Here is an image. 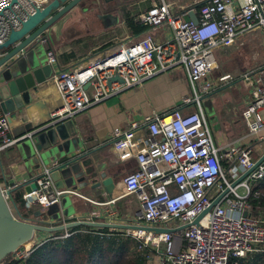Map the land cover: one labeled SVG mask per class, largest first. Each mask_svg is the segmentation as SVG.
<instances>
[{"label":"built area","instance_id":"obj_1","mask_svg":"<svg viewBox=\"0 0 264 264\" xmlns=\"http://www.w3.org/2000/svg\"><path fill=\"white\" fill-rule=\"evenodd\" d=\"M13 1L0 0V45L36 8H44L51 0ZM190 14L196 15L197 22L188 19ZM139 20L146 27L142 33L54 73L60 106L51 114L50 123H64L161 74L183 69L193 94L182 105L196 104L195 112L183 114L175 108L146 116L114 135L116 159L137 165L123 178L126 194L136 195L142 206L137 221L128 225L134 227L129 235L139 243L138 250L153 253L149 264H236L234 259L264 253V219L249 214V198L258 194L255 183L264 178V160L256 166L260 160L254 157L253 144H264V65L242 77L251 91L242 113L248 133L241 144H216L202 105V95L210 92L211 84L197 91L198 84L218 66L217 50L233 46L254 30L264 34V0H160ZM162 32L170 35L159 40ZM46 60L54 67L56 53L47 51ZM229 80L230 74L220 78ZM13 126L11 115L0 113V187L12 214L29 221L32 213L31 217L25 213L34 206L59 204L70 192L56 185V162L43 163L30 180L17 178L39 154L35 134L40 127L11 136ZM223 161L231 167H224ZM32 184L36 188L27 192ZM73 222L63 218L44 227ZM72 227L64 228L65 237L71 235ZM158 229L169 231L155 234Z\"/></svg>","mask_w":264,"mask_h":264},{"label":"crops","instance_id":"obj_2","mask_svg":"<svg viewBox=\"0 0 264 264\" xmlns=\"http://www.w3.org/2000/svg\"><path fill=\"white\" fill-rule=\"evenodd\" d=\"M95 1L96 8L102 13H120L122 24L117 28L109 27L110 25L109 28H105L103 24L98 22L100 32L88 33L84 29L85 27L77 26L79 24L77 14L82 12L80 9L82 4H80L40 38L36 53L37 62L41 65V68L36 71L39 73L38 76L31 72H25V74L18 76L14 72L19 71V69L14 68L10 72L7 69L4 77L0 78V113L8 112L13 117L14 126L11 136H20L42 126L50 120L51 114L58 109L60 98L55 86L54 73L58 75L62 70L109 50L126 37L142 33L143 31L138 34L131 33L126 23L127 13L130 12L132 16L139 18L142 13L160 0ZM79 9L80 12L77 13L76 11ZM83 30L86 33H83ZM169 35V32H162L158 39L162 40ZM84 37L86 39L83 41ZM245 43L246 41L242 42L243 45ZM40 49L43 50V58L39 54ZM48 49L56 53L57 64L54 67H49L46 63ZM226 74L231 73L226 72ZM202 86L201 83L197 86L200 92ZM192 91L188 76L183 69L170 71L121 95L94 105L73 119L66 121V124L69 123L68 131L76 140L79 152L91 153L88 158L92 160V165L103 174L101 180L112 179L114 187L111 198L106 194L103 186L93 187L92 181H88L82 187L80 185L77 189L73 187L61 188L70 193L64 194L61 203L58 204L60 219L64 218L67 221L92 225L96 229L103 228L104 224L128 226L126 219L130 217V209H128L129 205L126 204V200L132 195L126 194L123 178L127 173L136 169L137 165L134 161L126 162L116 159L113 149L114 135L118 131L128 129L131 123L143 122L146 116L161 115L175 108L180 109L183 114L195 112L197 110L196 104L182 105L185 98L192 96ZM204 96L207 95H202V98ZM217 127L212 129L210 126L215 142L219 147H225L228 142L241 144L244 136L247 135V133L233 134L230 124L226 125L227 131H223L220 125ZM253 144L255 145L254 157L256 160H261L264 156V144L257 141H254ZM37 151L39 152L38 148ZM40 155L39 152L32 157L38 158L33 169L28 170L27 163L18 172V179L30 180L40 172L42 164L47 162ZM56 161L58 160L55 158L50 159V164H54ZM141 210L142 206L136 209L137 216ZM110 229L118 230L119 227L113 226Z\"/></svg>","mask_w":264,"mask_h":264},{"label":"water","instance_id":"obj_3","mask_svg":"<svg viewBox=\"0 0 264 264\" xmlns=\"http://www.w3.org/2000/svg\"><path fill=\"white\" fill-rule=\"evenodd\" d=\"M84 1L51 0L44 8H36L35 12L23 22L22 27L13 30L8 40L0 45V52L2 53L0 57V78L4 77L7 69H9V72L14 68L21 70L24 64H31L36 61L38 58L36 56L37 48L42 35ZM15 2L16 0L13 1V3ZM190 18L194 22H197L195 14H190ZM7 75L9 74L7 73ZM36 75L38 76L39 73H36ZM86 88H88V85ZM50 122L51 120L40 126V130L35 134V140L41 157H43L42 154H45L48 157H53L58 160L56 161L58 165L53 169V177L57 187L59 189L63 187L77 189L80 185L82 187L88 181H92L94 183L93 187L103 186L106 194L111 198L114 187L112 179L106 178L101 180L103 174H101V171L97 167L92 165V160L88 158L91 153L79 152L76 140L73 139V135L68 131L67 126H69V123ZM263 160L264 157L256 166ZM35 188L36 185L32 184L26 187V191L30 192ZM217 202L218 200L213 205ZM245 215H248V213ZM199 219L200 217L195 221L196 224H198ZM77 224L80 223L73 222L65 227L58 226L50 229L34 223L32 219L24 221L16 218L12 214L0 187V263L7 256L15 253L19 248L31 242L37 232L64 230V228L74 227ZM113 226L123 227L125 229L134 228L132 226L108 224H104L102 227ZM145 230L147 232L150 231L149 228H145ZM168 231L166 229H158L155 230V234Z\"/></svg>","mask_w":264,"mask_h":264},{"label":"rangeland","instance_id":"obj_4","mask_svg":"<svg viewBox=\"0 0 264 264\" xmlns=\"http://www.w3.org/2000/svg\"><path fill=\"white\" fill-rule=\"evenodd\" d=\"M80 9L82 10L81 14H77V20L80 25L78 24L77 26H80V28L85 27L84 29H86L88 33L100 32L99 23L103 24L105 28H117L122 24L120 13H102L96 8L95 0L84 1ZM80 9L76 12H80ZM83 33L86 32L83 30ZM85 39L84 37L83 41ZM243 41H246L245 45L242 44ZM42 52L43 50L40 49L39 54L43 58L44 55H42ZM216 57L218 61L217 68L201 82V84H211L210 92L207 96L202 98V105L207 114L208 122L212 129L220 125L223 131H227L226 125L230 124L233 134H246L248 133V128L242 113L249 103L250 88L241 77L253 67L264 65L263 32L260 29L250 32L245 38L237 39L233 46L217 50ZM22 68L21 70L23 73L21 70L15 71L14 73L18 76L20 74H25V72L36 74V71L41 68V65H39V62L36 60L31 64H24ZM226 72L231 73L232 80L220 81L222 76L228 75ZM197 91L198 93L200 92L198 87ZM42 155L47 161L46 164L51 166L50 159L54 158L48 157L45 154ZM37 159L36 157L31 158V161L27 164L28 170L34 168ZM126 204L129 205L128 209H130V217L127 218L126 221L127 224L130 225L137 221L136 209L140 208L141 205L136 195H132V197L127 199ZM60 218L61 215L58 204L47 208L42 206L33 207L32 220L40 226H50L59 222L61 220ZM128 230L130 231V229H127V234H129ZM47 234V232L43 231L37 232L31 242L25 244L14 253L13 258L22 259L23 256H27V253H30V250L35 246V243L45 240L48 236Z\"/></svg>","mask_w":264,"mask_h":264},{"label":"trees","instance_id":"obj_5","mask_svg":"<svg viewBox=\"0 0 264 264\" xmlns=\"http://www.w3.org/2000/svg\"><path fill=\"white\" fill-rule=\"evenodd\" d=\"M126 23L132 34L146 29L139 18L126 15ZM49 51V49L47 50ZM227 169L231 163L223 161ZM256 196L249 198L253 218L264 219V178L255 183ZM32 211L26 216L31 217ZM126 231V232H125ZM65 237L64 230L51 232L45 240L35 245L22 259H14L10 254L0 264H149L153 253L138 250L139 243L127 234V229L112 230L110 227L94 228L92 225L77 224ZM236 264H264V253L249 254L245 258L234 259Z\"/></svg>","mask_w":264,"mask_h":264}]
</instances>
